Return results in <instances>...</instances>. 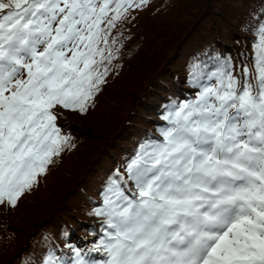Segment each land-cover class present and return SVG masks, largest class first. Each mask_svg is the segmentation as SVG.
<instances>
[{
  "label": "snow or ice",
  "instance_id": "obj_1",
  "mask_svg": "<svg viewBox=\"0 0 264 264\" xmlns=\"http://www.w3.org/2000/svg\"><path fill=\"white\" fill-rule=\"evenodd\" d=\"M147 4L0 0V206L17 207L70 145L61 111H88L118 51L113 30ZM253 35L239 72L230 58L193 66L195 97L107 180L92 247L25 264H264V12Z\"/></svg>",
  "mask_w": 264,
  "mask_h": 264
},
{
  "label": "trees",
  "instance_id": "obj_2",
  "mask_svg": "<svg viewBox=\"0 0 264 264\" xmlns=\"http://www.w3.org/2000/svg\"><path fill=\"white\" fill-rule=\"evenodd\" d=\"M172 1L148 0L113 30L118 51L106 83L86 113H60L70 145L53 157L17 207L0 206V264L38 262L53 248L70 256L66 244L92 246L101 233L99 218L89 213L102 204V184L117 170L123 173L145 141L159 138L169 107L195 96L193 66L230 58L239 72L242 63L252 64L253 29L264 0H254L236 22L215 29L184 26L178 22L179 0L174 8ZM206 9L207 3L202 14Z\"/></svg>",
  "mask_w": 264,
  "mask_h": 264
},
{
  "label": "rangeland",
  "instance_id": "obj_3",
  "mask_svg": "<svg viewBox=\"0 0 264 264\" xmlns=\"http://www.w3.org/2000/svg\"><path fill=\"white\" fill-rule=\"evenodd\" d=\"M171 1L172 0H166L168 3ZM253 2L254 0H179L180 9L178 22L183 23L184 26L199 25L198 28H200L207 25L215 29L217 25H228L230 19L236 22L238 18L237 15L245 12L246 8ZM206 3L207 9L204 14H202V6ZM175 5L176 0H173L169 7L174 8ZM127 146H129V143L126 144V147ZM111 158H113V156H111ZM105 168H110V165H106ZM105 184L106 182L102 184V186H105ZM86 209H88V207Z\"/></svg>",
  "mask_w": 264,
  "mask_h": 264
}]
</instances>
